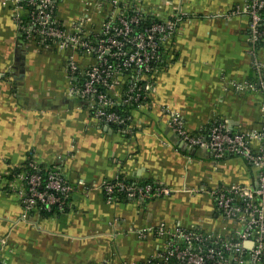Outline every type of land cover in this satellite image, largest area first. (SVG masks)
<instances>
[{"label":"crops","instance_id":"obj_1","mask_svg":"<svg viewBox=\"0 0 264 264\" xmlns=\"http://www.w3.org/2000/svg\"><path fill=\"white\" fill-rule=\"evenodd\" d=\"M123 1L161 22L178 21L163 46L148 106L131 112L129 135L94 117L89 100L73 94L77 82L65 55L26 40L12 8L0 0V241L6 242L0 264H144L163 252L176 229L232 235L210 192L252 186L254 170L241 157L215 161L205 150L187 148L169 113L193 133L219 122L234 134L262 129L264 96L254 64L264 79V43L250 50L245 0ZM97 2L64 0L58 17L70 29L89 4L92 21L85 29L97 33ZM27 163L68 181L67 211L23 220L15 175ZM118 176L173 194L110 202L103 185Z\"/></svg>","mask_w":264,"mask_h":264},{"label":"built area","instance_id":"obj_2","mask_svg":"<svg viewBox=\"0 0 264 264\" xmlns=\"http://www.w3.org/2000/svg\"><path fill=\"white\" fill-rule=\"evenodd\" d=\"M3 1L12 8L15 25L26 40L37 42L41 50L54 49L65 55L68 74L77 82L73 94L89 100L94 117L106 125L125 126L123 134L129 135L132 116L120 115L115 108L136 104L142 110L148 106V91L156 73L153 64L162 61L161 49L175 35L178 21L159 22L137 31L142 21L139 7L123 0H98L96 9L102 21L95 33L85 29L92 21L89 4L80 22L69 29L56 19L64 0ZM25 6L30 7L29 12ZM133 8L136 16L130 15ZM243 13L249 19L250 50L255 52L264 43V0H245ZM254 68L264 96L262 68L257 62ZM169 114L171 127L187 148L205 150L215 161L228 156L243 158L254 170L256 183L210 192L218 211L233 225L230 239L176 229L166 237L163 252L144 264H264V126L257 132L234 134L219 122L205 132L193 133L177 113ZM30 167L36 171L33 164ZM15 179L21 186L23 220L41 210H62L72 191L56 172L46 180L39 171ZM103 192L110 202L120 193L139 202L173 194L164 186L132 183L120 176L104 183ZM159 231L164 235L163 229ZM5 243L0 241V245Z\"/></svg>","mask_w":264,"mask_h":264},{"label":"trees","instance_id":"obj_3","mask_svg":"<svg viewBox=\"0 0 264 264\" xmlns=\"http://www.w3.org/2000/svg\"><path fill=\"white\" fill-rule=\"evenodd\" d=\"M29 9H30V7H27V6H25V10H26V12H29ZM24 18L26 19V13H25V11H24ZM130 15H132V16H136V11H135V8H133V11L130 13ZM139 16L141 17V19H142V21H141V23H140V27H138V29H137V31H139V30H141V29H145V28H149L151 25H153V24H155V23H159V22H161V21H159L158 19H156V18H154V17H152V16H148V15H146V14H142V13H140L139 14ZM57 20L59 19L58 17L56 18ZM56 19H54L56 22H57V20ZM23 34V33H22ZM24 36V35H23ZM41 40V39H40ZM39 42V41H38ZM37 42H35L34 44L36 45V47L38 48L39 47V45L38 44H36ZM262 46V44H260L258 47H261ZM257 47V48H258ZM51 51H53V52H56L54 49H51ZM161 54H163V48L161 49ZM163 57V56H162ZM160 66H162V63H161V61L159 60V61H157L155 64H153V68L155 69V71L158 69V68H160ZM148 102H149V100H148ZM135 110H138V107H137V105L136 104H132V105H130V106H118V107H116L115 108V111L117 112V113H119L120 115H125V116H127V117H130L131 116V112L132 111H135ZM112 128H114L116 131H118V132H120V133H122L123 134V131H124V129H125V126H112ZM228 157H230V156H228ZM30 164L31 163H27L26 164V166H24L21 170H19L18 172H17V174L16 175H19V174H25V175H30V174H32V173H35V172H37V171H39L40 172V175H41V177L42 178H44L45 180H46V177L49 175V174H52V173H54V172H56V173H58L57 171H55L54 169H49V170H39V169H36V171L33 169V168H31L30 167ZM15 175V176H16ZM61 178H62V176H61ZM64 181H65V183H67L68 185H70L69 183H68V181H66L64 178H62ZM152 184V185H154V186H156L157 184L156 183H154V182H143L142 184ZM221 188H223V187H221ZM70 196H71V194H69L68 195V197H67V200H66V204L64 205V207H63V209L62 210H58V208H53L52 210H51V212H47V211H45V210H41V211H39V215L41 216V217H43V218H48V217H51V216H54V215H56V214H58V213H62V212H65V211H67V209L69 208V206H68V204H69V202H70ZM116 201H128L129 200V198H128V196L126 195V194H124V193H120V194H116ZM223 240H225L224 238H223ZM178 247H180V248H183L184 247V245H181V244H178L177 245Z\"/></svg>","mask_w":264,"mask_h":264}]
</instances>
